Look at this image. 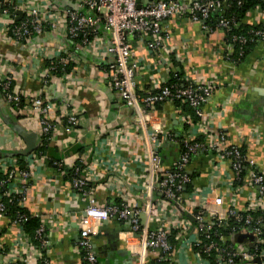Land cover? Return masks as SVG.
Here are the masks:
<instances>
[{"label": "crops", "instance_id": "0c3cea01", "mask_svg": "<svg viewBox=\"0 0 264 264\" xmlns=\"http://www.w3.org/2000/svg\"><path fill=\"white\" fill-rule=\"evenodd\" d=\"M51 2L58 9H74L79 4V0ZM4 5H8L7 0H0L1 37L2 27L7 21V16L2 12ZM244 23L250 26L264 24V11L260 8L250 11ZM166 25L169 38L156 54L160 55L161 61L163 56L167 58L169 55L171 60L159 62L157 55L149 52L144 44L134 42L135 57L142 62L137 76L138 89L147 91L155 78L167 82L170 73L175 72L179 65L183 67L184 80L215 84L213 94L203 105L212 131L225 134L229 144L245 147L249 164L254 162L262 167L264 42L258 41L241 62L235 63L226 57L229 44L226 43L223 29L208 33L199 23L188 18L170 19ZM101 31L105 40L108 39L109 33L103 29ZM2 39L0 76H11L14 84L27 96L41 93L50 101L63 103L58 112L54 111L50 115L53 120L60 121L57 123L59 130L51 137V149L43 154L36 151L30 154L33 157L42 156L43 160L34 169V180L24 202L25 208L40 218L41 224L49 218L53 219V222H46V246L40 250L42 256L39 252L30 254V248L24 245L16 247L17 243L25 242L19 237L21 226L6 216L0 217V264H4L14 248L18 250V255L31 256L37 264H82L76 246L80 240L78 220L83 202L73 182L67 178V172L81 164L99 204L117 201L144 203L145 143L142 129L137 125L136 112L116 95L103 70L114 59L113 56L97 54L86 48L75 51L71 49L72 42L60 31H46L34 36L26 44ZM66 50H71L77 57V61L72 62L73 70L65 77L44 82L47 62ZM72 108L79 115L78 131L67 134L62 126L64 114ZM154 111L149 122L156 127L164 125L165 130L172 133L182 134L188 128L181 120L182 114L192 119L172 101L165 102ZM14 125L31 134L34 150L42 145L43 133L30 98H26L21 112L15 113L0 92V154H3L0 159L16 157L26 148L25 140ZM200 136L203 138L205 134L198 133L197 138ZM160 153L163 168L172 169L180 152L174 142H165L160 147ZM54 158L60 160L53 163L51 161ZM32 162L33 159H30L28 166ZM188 173L192 178L193 190L191 193L183 191V199L187 204L194 201L197 205V201L208 200L213 208L215 195H218L223 197L226 209L234 207L242 210L255 192L246 176L239 186H235L234 180V187H239V191L232 192L231 181L234 176L229 163L218 158L213 160L212 154L203 151L194 154ZM160 194L154 190V200L163 199ZM161 215L162 222L164 220V223L172 224L173 217H170L169 210L161 212ZM184 217L195 223L188 213ZM129 231L128 220L111 219L102 224L99 232L93 236L100 264H135L139 240ZM231 242L236 243L234 236H231ZM251 243L253 241L245 239L243 243L237 244L249 246ZM3 252L4 255L1 254ZM162 254L161 251L148 252V264L153 260L162 261ZM174 257L176 264H207V260L199 259L183 242L175 249Z\"/></svg>", "mask_w": 264, "mask_h": 264}, {"label": "built area", "instance_id": "2783aa9c", "mask_svg": "<svg viewBox=\"0 0 264 264\" xmlns=\"http://www.w3.org/2000/svg\"><path fill=\"white\" fill-rule=\"evenodd\" d=\"M13 6V11L2 7V12L7 16V21L2 27V37L0 39L15 44H26L34 36L41 35L46 31H60L75 46V51L86 48L97 54L113 56L114 59L103 69L110 81L116 95L122 99L124 104L132 107L137 115V125L142 129V138L145 143L144 158V203H103L99 204L93 195V188L89 187V178L76 176L73 179V186L83 202V210L78 220L80 240L76 248L81 255L82 264H100L95 251L93 236L97 234L104 222L111 219L128 220L130 222V234H135L139 240L137 257L135 264H148V252L161 251L160 260L169 264H176L174 248L169 236L173 229H178L177 238L192 249L201 260H207L199 252L202 246V232L208 238L212 236L215 224H224L229 215H237L234 207H224L222 196L215 195L214 207L212 208L208 200L189 204L183 199L185 187L192 182L188 173L189 164L196 152L203 151L212 154L213 160L218 158L228 162L233 172L234 178L231 181L232 192L239 191V187H234V180L240 178L243 160L249 161L246 155L241 152L242 146L229 144L227 137L223 133L212 131L208 114L203 109V105L213 94L215 84L197 83L187 87H182L172 91L169 86H164L165 82L160 78L152 81V86L147 91H140L137 87V76L140 73L142 62L135 57L134 42L138 41L146 48L157 55L159 62L171 60L170 55L161 57L156 54L161 46L169 38L167 36V21L170 19L188 18L201 25V28L208 33L214 30L227 29L232 21L223 14L224 3L222 0H79V4L73 8L58 9L51 0H7ZM259 9V8H258ZM212 13H220L218 27L213 29L206 20ZM21 20L20 23H17ZM107 31L109 38L105 40L101 31ZM91 30L95 33L93 39H88L86 34ZM80 33H84L81 42L73 41ZM260 41L264 42V32H255ZM234 40L245 42L244 36H234ZM234 48L227 46L226 57L230 60ZM62 65L77 61L75 53L66 50L51 60L50 65H46L44 82L53 78L65 77L68 73L57 75L55 73V62ZM110 69V70H109ZM179 70L176 69L175 72ZM0 85L5 101L10 105L13 112H21L22 102L30 98V104L35 117L39 120V125L43 135L52 137L59 127L60 121L53 120L50 115L54 111L58 112L63 101H50L41 93L34 96H27L13 85V78L9 75L0 76ZM158 88L159 92L155 90ZM176 99L183 100L195 109L198 122L181 115V120L188 125V128L180 133H172L164 125L156 127L149 122L153 118L154 110L162 106L167 101ZM64 106V105H63ZM62 106V107H63ZM63 130L68 133L78 131L79 115L73 108L66 110ZM201 131V132H200ZM205 134L203 142H197V134ZM185 143V151L180 149L179 139ZM257 138L259 136L257 135ZM165 142H174L179 149V157L174 165L179 172L172 169H164L160 147ZM33 162L27 169H21L17 158L6 157L0 159V174H8L6 179L0 177V192L6 187L5 196L20 195V204L24 206L26 195L30 185L34 180V169L42 156L30 155ZM76 166V165H75ZM75 168V174L79 168ZM183 171V172H181ZM249 184L255 188L248 200L247 209L251 212L264 210V165L258 167L254 162L249 164L246 175ZM159 191L163 199L154 200L153 191ZM193 193V192H192ZM233 206V205H232ZM198 208L197 210H195ZM201 209V210H200ZM169 210L172 216V224L162 222L161 212ZM5 204L0 198V217L6 215ZM182 212H187L194 217L196 224L183 216ZM53 222L52 218L46 222ZM46 222H42L36 232V238L41 241V245L33 244L27 235L22 233L24 243H17L15 246H25L30 248L32 255L39 252L46 246L44 239ZM159 222V223H158ZM252 218L249 216L245 225L239 233L248 231ZM154 226V227H153ZM237 233V234H239ZM254 235L253 243L264 244V237L260 238L261 228L252 227ZM23 235V236H22ZM225 241L224 238H221ZM29 241V242H28ZM215 243L207 245V249L215 248ZM198 248V249H197ZM173 251V252H172ZM4 255L5 253H1ZM264 249L258 253L252 252L249 246L234 243L230 250L220 248L217 256V264H258L254 261L256 257H263ZM4 264H37L33 262L31 256L18 255V250L13 249V253L5 259ZM44 264H49L45 262ZM207 264H210L207 260ZM260 264H264V261Z\"/></svg>", "mask_w": 264, "mask_h": 264}, {"label": "trees", "instance_id": "16d2710c", "mask_svg": "<svg viewBox=\"0 0 264 264\" xmlns=\"http://www.w3.org/2000/svg\"><path fill=\"white\" fill-rule=\"evenodd\" d=\"M222 1L224 3L223 14L226 18L232 21L229 28H227L226 30L223 29L226 35V43L232 45L235 51L229 58L230 60H233V62L239 63L247 55L249 49L255 46L258 41H260L255 32L257 31L264 32V24L250 26L244 23V19L247 13H249L250 11L257 8H260L261 10L264 11V0H222ZM4 7L9 8V10L13 11V6L11 4L4 5ZM219 20H220V13H212L210 14L209 18L206 20V23L209 24L213 29H216L218 27ZM20 21L21 20H18L17 23H20ZM240 35L246 38L245 42L233 39L234 36H240ZM86 36L88 39L91 40L95 36V33L89 30ZM83 38H84V33H80L77 37L73 38V41L81 42ZM71 49H75L73 42ZM51 63L52 61L49 60L46 65H50ZM55 64H56L55 73L57 75H62L65 72L70 73L74 68L73 63L62 65L58 63L56 60ZM104 68L106 69L107 66H105ZM178 70H179L178 72L170 73L169 79L164 84V86H169L172 89V91H176L177 89H180L184 86L187 87L193 84L189 80H184L183 67L179 65ZM13 85H14V81H13ZM0 92L3 95L1 85H0ZM156 92H159V90H156ZM24 102L25 100H23L22 104ZM172 102L175 104V106H177L181 110L182 113L188 114L190 118H192L195 121L198 120L195 109L192 108L188 103H185L183 102V100L176 98H174ZM47 137L48 136L43 135L42 145L37 150H34L36 151V153L43 154L47 150L51 149V137L50 138ZM178 139L180 142V149L182 151H185L186 150L185 143L182 142L181 138ZM196 141L203 142L204 137L202 138V136H200V138H197ZM240 150L243 153V155H246L245 147L242 146ZM30 154L28 155L15 154L16 155L15 158H17L21 169L28 168V161H29L28 159L30 158ZM59 160L60 159L58 158H54L51 162L54 163ZM242 164L243 166H242L240 178L235 181L236 182L235 186L236 185L239 186L243 183L244 177L246 176L249 170V163L247 161L243 160ZM75 167L79 168L77 174H75V168H71L67 172L68 175L67 178H69L70 181H73V179L76 176L84 177L83 167L81 166V164H77ZM172 170L179 172V170H177L176 168L175 169L173 168ZM8 174L9 172L7 174H0V177L6 179ZM89 187H90V182H89ZM192 190H193V182L189 183L186 186L184 192L191 193ZM5 192H6V187H4L0 192V198L2 199L6 208L5 216L8 217L11 222L14 221L15 223H18L21 226L22 231L27 235V237H29L33 241V243H35V245L40 246L41 241H39L36 238V232L41 225L40 218L32 215L29 212V210L25 208V206H22L20 204L22 196L17 194L15 196L9 197V196H5ZM115 203H121V202L117 201ZM197 209L198 208H196L195 210ZM234 209L236 210L237 215L235 214L229 215L227 219L224 221V224L221 225L215 224L212 230L213 232L212 236L210 238H208L205 234H203L204 231L202 232L203 243L201 248H199V252L202 254L204 258H206L209 261L210 264L218 263L217 256L220 248H226L227 250H230L231 245L234 244L231 242V236L237 235V233H239L241 228L245 225L246 220L249 216L252 218V222L250 223V226H252L253 228L257 226L260 227L261 234L259 237L260 238L264 237V210L260 209L257 210L256 212H251L247 209V207L242 210H237L236 208ZM182 214L183 216H186L187 212H182ZM178 232H179L178 229H173L171 235L169 236L170 243L174 248V250L179 247V244L181 242V239L177 238ZM0 235H1V231H0ZM221 238H224L225 241L222 240ZM212 242L216 244L215 248L208 250L207 245ZM249 249L252 252L258 253L259 250L264 249V244L251 243L249 245ZM40 264H44V263L41 262ZM85 264L87 263L85 262ZM150 264H169V263H167L166 261L153 260L150 262Z\"/></svg>", "mask_w": 264, "mask_h": 264}, {"label": "water", "instance_id": "95a60500", "mask_svg": "<svg viewBox=\"0 0 264 264\" xmlns=\"http://www.w3.org/2000/svg\"><path fill=\"white\" fill-rule=\"evenodd\" d=\"M15 129L17 130V132L20 134L21 137H23V139L26 142V148L21 150L19 153L20 154H25L28 155L30 153H32L35 149V145H34V141L32 139L31 134H29L27 131L22 130L21 128H18V126L14 125ZM35 135V134H33ZM0 156H3V154H0ZM188 217L194 221V217L191 214H188ZM245 239H250L251 241H253L254 235L252 234V227L248 228L247 232L244 233H239L237 235H234V240L236 243H243ZM264 260V256L263 257H256L254 259V261L256 263H261ZM109 264V262H107Z\"/></svg>", "mask_w": 264, "mask_h": 264}]
</instances>
